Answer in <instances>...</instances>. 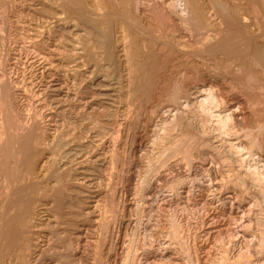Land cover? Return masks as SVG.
<instances>
[{
	"label": "rangeland",
	"instance_id": "1",
	"mask_svg": "<svg viewBox=\"0 0 264 264\" xmlns=\"http://www.w3.org/2000/svg\"><path fill=\"white\" fill-rule=\"evenodd\" d=\"M0 148V264H264V0H0Z\"/></svg>",
	"mask_w": 264,
	"mask_h": 264
},
{
	"label": "bare ground",
	"instance_id": "2",
	"mask_svg": "<svg viewBox=\"0 0 264 264\" xmlns=\"http://www.w3.org/2000/svg\"><path fill=\"white\" fill-rule=\"evenodd\" d=\"M223 6V5H222ZM217 7V6H216ZM201 8V7H200ZM223 15V14H222ZM100 37V36H99ZM106 40V39H105ZM222 46V45H221ZM216 49V48H215ZM255 54V53H254ZM261 56V55H260ZM43 58V57H42ZM262 58V57H261ZM258 59V58H257ZM41 61V60H40ZM42 65V64H41ZM44 67V66H43ZM253 75V74H252ZM79 82V81H78ZM174 84V83H173ZM180 88V87H179ZM178 89V88H177ZM176 99V98H175ZM205 99V98H204ZM203 99V100H204ZM213 100V99H212ZM205 102V101H204ZM211 102V101H210ZM202 104H204V103H202ZM8 120V119H7ZM8 123V122H7ZM88 124V123H87ZM74 126V125H73ZM90 126V125H89ZM74 128V127H73ZM30 131V130H29ZM8 134V133H7ZM21 136V135H20ZM31 137V136H30ZM99 137V136H98ZM67 139V138H66ZM81 139V138H80ZM23 140V139H22ZM19 141H20V139H19ZM68 141V140H67ZM8 142V141H7ZM22 142V141H21ZM29 143V142H28ZM5 147V146H4ZM1 149V148H0ZM8 151V150H7ZM6 151V152H7ZM7 154V153H6ZM9 154V153H8ZM5 157V156H4ZM22 157V156H21ZM9 158V157H8ZM12 158V157H11ZM99 158V157H98ZM94 160V159H93ZM6 162V161H5ZM9 168V167H8ZM6 181V180H5ZM10 182V181H9ZM94 182V181H93ZM11 183V182H10ZM11 190V189H10ZM13 194V193H12ZM8 196V195H7ZM11 196V195H10ZM7 198V197H6ZM5 209V208H4ZM18 214V213H17ZM25 214H26V212H25ZM8 225V224H7ZM35 225V224H34ZM5 226V225H4ZM3 226V227H4ZM9 227V226H8ZM7 227V228H8ZM39 229V228H38ZM8 231H10L9 229H8ZM0 232H1V230H0ZM17 234V233H16ZM2 237V236H1ZM17 238V237H16ZM40 239V238H39ZM12 259V258H11ZM236 263V262H235ZM230 264V263H229Z\"/></svg>",
	"mask_w": 264,
	"mask_h": 264
}]
</instances>
